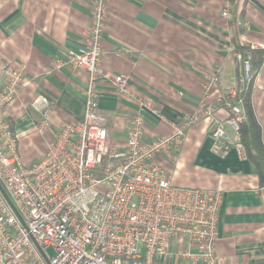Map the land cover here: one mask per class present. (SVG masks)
Wrapping results in <instances>:
<instances>
[{
    "label": "crops",
    "instance_id": "0c3cea01",
    "mask_svg": "<svg viewBox=\"0 0 264 264\" xmlns=\"http://www.w3.org/2000/svg\"><path fill=\"white\" fill-rule=\"evenodd\" d=\"M91 0H0V88L8 67L22 70L29 84L8 107L9 122L27 163L47 151L50 137L37 132L41 116L31 106L39 96L52 102L51 127L83 120V70L53 69L68 52L83 47ZM226 11L228 17H222ZM246 20L248 31L239 26ZM264 44V0H109L102 39L105 79L98 84L99 112L106 118L111 143L123 147L135 99L148 100L162 119L146 116L144 140L169 137L172 125L200 104L202 84L216 73L213 101L240 76L237 46ZM261 51V50H259ZM128 79L131 97H119L111 82ZM251 103L264 144V59L254 79ZM215 114L227 112L216 106ZM208 120L190 126L179 149L158 158L171 173L172 185L220 190L216 254L219 264H264V186L254 167L230 146L223 156L211 152ZM231 141L235 135L229 132ZM19 145V142H18ZM22 159V158H21Z\"/></svg>",
    "mask_w": 264,
    "mask_h": 264
},
{
    "label": "built area",
    "instance_id": "2783aa9c",
    "mask_svg": "<svg viewBox=\"0 0 264 264\" xmlns=\"http://www.w3.org/2000/svg\"><path fill=\"white\" fill-rule=\"evenodd\" d=\"M109 0H91L83 47L53 63V69L83 70L84 116L77 124L51 127L52 102L39 95L31 104L41 120L37 132L47 151L24 166L8 107L17 91L29 84L22 70L8 67L0 88V264H219L216 254L220 190L186 189L172 185L170 171L158 158L179 149L185 131L208 120L211 152L223 156L232 146L240 158L245 149L239 130L245 120L243 94L254 82L250 44L234 54L237 83L212 101L218 73L204 80L196 110L173 124L166 138L144 140L146 116L161 118L148 100L135 99L123 147L109 138L106 118L99 112L98 84L106 78L101 61ZM222 17L228 13L223 11ZM239 26L248 31L246 20ZM119 97H131L127 77L109 79ZM216 106L227 116H216ZM229 132L235 135L231 141Z\"/></svg>",
    "mask_w": 264,
    "mask_h": 264
},
{
    "label": "trees",
    "instance_id": "16d2710c",
    "mask_svg": "<svg viewBox=\"0 0 264 264\" xmlns=\"http://www.w3.org/2000/svg\"><path fill=\"white\" fill-rule=\"evenodd\" d=\"M247 49L248 46H237L234 49V54L244 52ZM263 59L264 51L255 50L252 52L251 64L254 71V79L263 62ZM252 86H250L243 94L245 120L240 126L239 135L240 141L245 149L246 159H248L254 167L260 186H264V144L262 140L261 128L258 125L253 113L251 103Z\"/></svg>",
    "mask_w": 264,
    "mask_h": 264
},
{
    "label": "rangeland",
    "instance_id": "374dc122",
    "mask_svg": "<svg viewBox=\"0 0 264 264\" xmlns=\"http://www.w3.org/2000/svg\"><path fill=\"white\" fill-rule=\"evenodd\" d=\"M40 137H43V136H41V135H39ZM49 136H47L46 138H48ZM18 142H19V145H18V153H19V155H20V158H22L21 160H23V156H22V153H23V151L25 150V147H27L28 146V141L27 140H21V141H19L18 139H17V144H18ZM26 160H24V163H23V165L24 166H26V167H28L30 164L29 163H27L29 160L28 159H30V155H26ZM27 161V162H26Z\"/></svg>",
    "mask_w": 264,
    "mask_h": 264
},
{
    "label": "water",
    "instance_id": "95a60500",
    "mask_svg": "<svg viewBox=\"0 0 264 264\" xmlns=\"http://www.w3.org/2000/svg\"><path fill=\"white\" fill-rule=\"evenodd\" d=\"M0 191H1V193L3 194L5 200L8 202V204L13 208V206H12L10 200H9L8 197L6 196V194H5V192L3 191V189H2L1 186H0Z\"/></svg>",
    "mask_w": 264,
    "mask_h": 264
}]
</instances>
